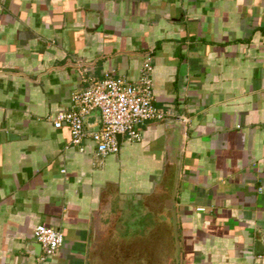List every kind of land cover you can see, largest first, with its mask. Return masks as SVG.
I'll use <instances>...</instances> for the list:
<instances>
[{
  "label": "crops",
  "instance_id": "0c3cea01",
  "mask_svg": "<svg viewBox=\"0 0 264 264\" xmlns=\"http://www.w3.org/2000/svg\"><path fill=\"white\" fill-rule=\"evenodd\" d=\"M147 55L166 117L139 141L53 126ZM263 236L264 0H0V264H264Z\"/></svg>",
  "mask_w": 264,
  "mask_h": 264
},
{
  "label": "built area",
  "instance_id": "2783aa9c",
  "mask_svg": "<svg viewBox=\"0 0 264 264\" xmlns=\"http://www.w3.org/2000/svg\"><path fill=\"white\" fill-rule=\"evenodd\" d=\"M151 72V55H147L134 81L110 74L88 81L85 87L71 94V108L59 113L53 126H68L70 144L80 150L84 139L90 138L100 156L118 151L117 135L130 142L139 141L140 125L144 121L166 117V113L154 105ZM95 108L100 111L99 127L94 131L85 130L83 118ZM33 237L40 245L38 263L51 259L64 241L61 229L41 223L33 228Z\"/></svg>",
  "mask_w": 264,
  "mask_h": 264
},
{
  "label": "water",
  "instance_id": "95a60500",
  "mask_svg": "<svg viewBox=\"0 0 264 264\" xmlns=\"http://www.w3.org/2000/svg\"><path fill=\"white\" fill-rule=\"evenodd\" d=\"M99 123H100V111L98 108L93 109L89 114H87L84 118H83V124L85 127V130H97L99 127ZM179 124L180 127V133L182 134L183 131V120L181 118H176L174 119V124ZM120 135H117V139H119ZM257 247H259L261 253H264V236L263 238H261L260 240L257 241L256 243ZM35 248L38 249V253H40V245L39 243H36Z\"/></svg>",
  "mask_w": 264,
  "mask_h": 264
}]
</instances>
